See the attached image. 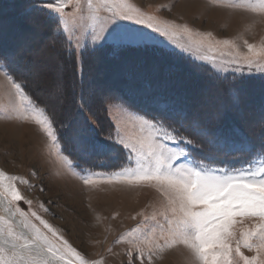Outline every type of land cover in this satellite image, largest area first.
Returning a JSON list of instances; mask_svg holds the SVG:
<instances>
[{
    "label": "snow or ice",
    "instance_id": "1",
    "mask_svg": "<svg viewBox=\"0 0 264 264\" xmlns=\"http://www.w3.org/2000/svg\"><path fill=\"white\" fill-rule=\"evenodd\" d=\"M69 5L72 12L66 11ZM19 6L47 31L37 44L16 49L0 44V90L8 97L0 116L33 120L53 147L59 121L82 156L97 152L123 161L113 165L119 170L108 174L109 182H154L163 196L162 220L154 212L118 237L116 242L129 245L127 264H152L174 246L188 251V264H264V48L257 53L245 41L248 54L233 55L226 51L236 49L233 41L214 40L211 33L193 39L186 25L146 15L128 0H86V8L82 0H27ZM249 7L264 11V0ZM3 34L0 26V38ZM184 36L188 41L179 43ZM165 41L180 52H165ZM149 50L178 59L184 52L193 56L191 72L204 83V94L193 101L166 93L161 89L167 80L154 84L139 67L126 66V75L142 81L127 93L110 88L98 95L93 79L85 78L86 65L104 51L118 56ZM256 81L259 102L250 119L246 97ZM229 157L247 166H215L231 163ZM76 175L88 185L98 174ZM17 183L32 186L0 170V264H73V257L76 264H98L31 211L32 201ZM238 216L259 222L236 238Z\"/></svg>",
    "mask_w": 264,
    "mask_h": 264
},
{
    "label": "rangeland",
    "instance_id": "2",
    "mask_svg": "<svg viewBox=\"0 0 264 264\" xmlns=\"http://www.w3.org/2000/svg\"><path fill=\"white\" fill-rule=\"evenodd\" d=\"M128 2L146 15H152L161 21L186 25L192 31L193 39L200 38L195 35L196 33L202 35L211 33V38L214 40L233 41L237 46L236 49H226L232 51L233 55L248 54L245 41L254 45L257 53L264 48V11L259 8L252 10L249 7V4L254 3L255 0H128ZM82 3L86 8V0H82ZM66 11H73L71 5ZM10 13L14 11L10 8L5 9L3 5L0 6V26L4 32L0 44L7 48L11 46L18 48L25 43L37 44L44 39L42 34L47 28L33 22L34 19L31 17H24L28 22L23 23L21 18L16 16L17 14ZM211 15L214 17L212 18ZM187 41V36L178 39L179 43ZM165 42L168 43L169 51L175 49V52H180L174 44ZM181 55L194 61V57L187 52ZM208 55L213 54L208 53ZM215 55L218 60L221 59L218 53ZM128 59L131 60L133 57ZM168 59L171 61V56ZM133 60L126 62L121 68L113 65L103 68L97 66L96 63L99 61L94 59L90 65H87L86 80L92 79L95 74L96 81L93 86L98 95L110 88L122 91V85L117 84V81L120 83L119 73L123 74L128 65L133 67L131 64L134 63ZM154 61L156 60H149L142 71L145 73L144 76L148 75L150 79H157L155 75H158L159 80L157 79L155 84L167 80V84L175 85L174 92L187 95L193 101L204 94V83L190 70L185 73L180 72L183 73L181 75L168 74L166 68ZM195 63L205 62L195 60ZM254 75L258 76L259 73ZM161 79L163 81H160ZM257 85L258 82H253L246 97L245 111L250 119L257 114L259 102ZM7 103V95L0 90V105ZM38 132L43 136L39 146L36 145L37 142L35 144L30 141L31 136L37 137ZM65 157L67 156L63 153L60 144L53 147L33 120H9L0 116V170L24 177L29 181L31 187L20 183H17V187L26 199L32 201L31 211H36L59 230V234L85 259L97 261L98 264H127L128 256L125 253L129 245L126 242H116L118 237L154 212L157 213V219L162 220L159 213L162 209L163 196L157 191L154 182L142 181L136 184L117 180L109 182L108 174L112 171L78 169L68 157L67 160ZM68 161H71V166ZM85 172L97 173L98 175L94 176L96 183L85 185L80 176L76 175ZM41 204L48 209L47 212L40 207ZM19 207L25 212L29 211V206L23 201L19 202ZM0 214H3V205H0ZM235 221L233 230L236 238L240 237L243 230L251 229L259 222L258 218L239 216ZM233 247H235L234 243ZM241 251L246 256L254 255L246 248H241ZM188 257L189 253L186 249L174 246L171 249H164L153 257L152 264H188ZM72 261L76 264L75 257ZM136 264H139V260Z\"/></svg>",
    "mask_w": 264,
    "mask_h": 264
},
{
    "label": "trees",
    "instance_id": "3",
    "mask_svg": "<svg viewBox=\"0 0 264 264\" xmlns=\"http://www.w3.org/2000/svg\"><path fill=\"white\" fill-rule=\"evenodd\" d=\"M26 2H27V0H0V6L3 5L5 7V9L10 8L11 10H13L14 13H12V14L10 13V14L11 15L17 14L16 16L21 18L23 23H25V21H27V19L24 17H28V16L23 15V9L19 5H21L22 3H26ZM4 12L7 13L10 11H4ZM32 19H29V20L33 21ZM45 32L43 31L42 35H44ZM9 49H16V47L11 46V47H9ZM165 52L170 53L171 51L166 49ZM169 56L170 55H164L158 51H152V50H149L147 52H125V53H122L118 56H113L110 52L104 51V52L98 54L94 59L96 61L101 62V63L98 62L96 64H97V66L103 67V68H106L107 65L108 66L113 65L116 68H121V66L126 65V62H130L131 60L134 59L133 60L134 63H131L133 65V67H139L142 70H144L145 64L149 63V60L153 59V60H156L154 62L158 63L159 66L166 68L167 69L166 72L168 74L175 75L178 73L179 75H181L183 73H180V72L185 73L189 70L191 71L193 61H191L189 58L184 57L183 55H181V58H179V59L176 58L175 56H171L172 59L170 61L168 59ZM128 57H130V58L133 57V59L130 60V59H128ZM174 60H176V61H174ZM173 62H177V63H173ZM127 64H130V63H127ZM196 64H198V63H196ZM156 66L159 67L158 65H156ZM87 67L88 66L86 65V67H85V78L87 75V69H88ZM173 67L175 68V71L170 72L169 69L173 68ZM144 75H145V73H144ZM147 76H144V78L150 79ZM155 76H157V79L159 80L158 75H155ZM92 79L95 83V81H96L95 74H93ZM157 79L152 78L151 80L155 84V82L158 81ZM119 80H120V83L117 81V84L122 85L121 89L125 93L129 92L130 90H134V89L139 88L141 86V83H142L141 79H139V78L136 79L135 76L130 78L128 75L125 74V71L123 74L119 73ZM160 81H163V80L161 79ZM256 82H258V81H256ZM173 88H175V85L167 84L166 86L162 87L161 90L166 92V93H170V94H178V93L173 91ZM79 118L81 120L83 119V117H79ZM65 127L66 126L63 125L62 123H60L59 121L55 125V128L57 129V136H58L59 144L62 147L63 153L76 165V167L78 169L113 171V170L117 169V168H113V165H121L122 164L121 163L122 160L115 155H113L111 158H109L108 156H106L104 154L92 152L90 155H88L86 157L82 156L79 153V151H77V149L71 143L67 142ZM97 133H98V130H97ZM99 135H102V134H99ZM228 160L231 161V163L226 162L223 165H215V166H217V167H219V166L241 167L243 165H246L243 161L239 160L238 157L235 159L229 157Z\"/></svg>",
    "mask_w": 264,
    "mask_h": 264
},
{
    "label": "bare ground",
    "instance_id": "4",
    "mask_svg": "<svg viewBox=\"0 0 264 264\" xmlns=\"http://www.w3.org/2000/svg\"><path fill=\"white\" fill-rule=\"evenodd\" d=\"M216 12H217V11H216ZM213 14H214V13H213ZM213 14H212V15H213ZM216 14H217V13H216ZM212 15H211V16H212ZM213 17H214V16H212V18H213ZM24 21H25V20H24ZM37 27H38V26H37ZM41 28H42V27H41ZM44 32H45V31H44ZM31 135H32V134H31ZM31 138H32V139H31L30 141H32V142L35 143V144H36V142H37L36 145H38V146L41 145V143H39V142H42V141H43V139H42L43 136H42V134L39 133V132H38V134H37V137H34V135H33V136H31ZM36 145H35V146H36ZM92 237H93V233H92V235H91V238H92Z\"/></svg>",
    "mask_w": 264,
    "mask_h": 264
}]
</instances>
